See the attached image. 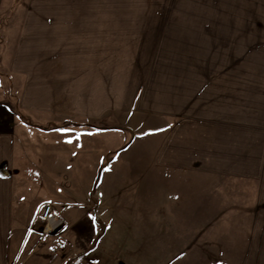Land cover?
Segmentation results:
<instances>
[{"label": "crops", "instance_id": "obj_1", "mask_svg": "<svg viewBox=\"0 0 264 264\" xmlns=\"http://www.w3.org/2000/svg\"><path fill=\"white\" fill-rule=\"evenodd\" d=\"M60 12L61 23L68 14ZM6 16L3 34L15 35V11ZM241 16L217 4L203 12L202 36L173 38L172 57L124 64L121 97L91 13L70 35L49 22L59 44L45 41L44 59H28L23 105L12 35L0 44L19 103L4 105L0 80V166L15 177L4 193H15V205L34 193L91 201L59 208L65 221H141V255L162 264H264V26L238 25ZM183 22L173 28L185 31ZM102 31L116 42L114 27Z\"/></svg>", "mask_w": 264, "mask_h": 264}, {"label": "rangeland", "instance_id": "obj_2", "mask_svg": "<svg viewBox=\"0 0 264 264\" xmlns=\"http://www.w3.org/2000/svg\"><path fill=\"white\" fill-rule=\"evenodd\" d=\"M217 4L221 9L238 11L239 15H242L238 19V25L264 26V0H15L14 8L11 0H4L0 3V9L5 10V16L0 17V44L11 41V36H15V90L20 97V105H23V96L27 91V70L32 63V60L28 59H44L45 41L52 43L53 49L59 44V28L56 34L53 33L54 29H50L49 22L56 27L68 25L67 35H70V31H73L80 19L79 15L83 13H91L93 20L99 21L101 57L115 60L117 73L114 88L116 95L121 97L124 89L121 71L124 64L127 66L131 63L133 68L134 60L138 58L172 57L173 38L189 31L202 36L203 28L200 26L204 21L203 12L215 8ZM11 9L15 11V35L8 32L3 34L9 20H13L6 16ZM63 10L67 12L68 17L63 18L60 23V13L64 15L60 11ZM177 12H190L197 18H172ZM173 20L184 21L180 25L185 26V31L173 28ZM44 26L46 28H42ZM106 26L115 28L116 42L108 43L107 39L103 41L102 30ZM56 53L57 51H53V58L58 57ZM1 57L2 50L0 80L4 86L3 102L4 105L16 106L19 103L16 98L10 96L8 69L3 65ZM42 66L43 60H40L31 68L33 70L37 67V70ZM127 78L132 79L133 76L131 78L128 73ZM105 101L106 99L101 97L104 105ZM8 172V166L2 164L0 253L5 256L0 258V264L2 259L3 264H162L166 260L141 255V221H65L59 214V208L65 206L74 208L81 204L90 209L91 201L65 202L60 200L63 194L34 193L28 195L26 202H16L15 205V193H4V186L8 185L13 189L15 185V177H8ZM76 196L77 194H73L67 198L77 199ZM48 198H57L56 203L52 204L56 215L63 221L52 231L46 228L47 222L43 218L45 206L51 203L46 201ZM15 207L24 209V218L19 215L15 221ZM147 228L151 234L155 229V222L148 221Z\"/></svg>", "mask_w": 264, "mask_h": 264}, {"label": "built area", "instance_id": "obj_3", "mask_svg": "<svg viewBox=\"0 0 264 264\" xmlns=\"http://www.w3.org/2000/svg\"><path fill=\"white\" fill-rule=\"evenodd\" d=\"M43 218L47 222V229L49 231L57 229L62 223V219H60L54 210V207L51 203L47 204L44 208Z\"/></svg>", "mask_w": 264, "mask_h": 264}, {"label": "snow or ice", "instance_id": "obj_4", "mask_svg": "<svg viewBox=\"0 0 264 264\" xmlns=\"http://www.w3.org/2000/svg\"><path fill=\"white\" fill-rule=\"evenodd\" d=\"M66 131V130H65ZM68 142H71V141H68Z\"/></svg>", "mask_w": 264, "mask_h": 264}]
</instances>
